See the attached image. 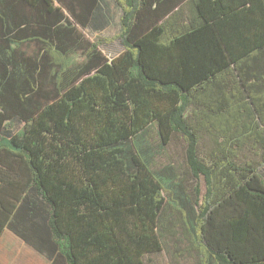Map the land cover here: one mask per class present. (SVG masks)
I'll list each match as a JSON object with an SVG mask.
<instances>
[{
    "label": "trees",
    "instance_id": "trees-1",
    "mask_svg": "<svg viewBox=\"0 0 264 264\" xmlns=\"http://www.w3.org/2000/svg\"><path fill=\"white\" fill-rule=\"evenodd\" d=\"M113 1L94 41L101 0H0V232L66 264H264V0ZM173 140L190 178L155 167Z\"/></svg>",
    "mask_w": 264,
    "mask_h": 264
},
{
    "label": "rangeland",
    "instance_id": "rangeland-1",
    "mask_svg": "<svg viewBox=\"0 0 264 264\" xmlns=\"http://www.w3.org/2000/svg\"><path fill=\"white\" fill-rule=\"evenodd\" d=\"M100 16H97L96 21H91L90 24L82 29L83 33L90 39L96 40L100 36H113L118 32L119 29V16L120 10L113 0H101L100 2ZM99 49L109 60L119 54L123 47L118 39L113 40L111 43H102ZM73 59L78 61L83 59L80 53H76L72 56ZM213 147L212 137L203 132L199 141V152L202 155L207 154ZM184 146L181 142L173 140L169 142L165 148L163 155L156 159L155 167H160L166 163H174L178 165L181 170L187 173L190 178L191 173L187 168L184 156ZM172 254L167 252L165 249L149 254L144 257L148 264H191V257H183L174 259Z\"/></svg>",
    "mask_w": 264,
    "mask_h": 264
},
{
    "label": "crops",
    "instance_id": "crops-1",
    "mask_svg": "<svg viewBox=\"0 0 264 264\" xmlns=\"http://www.w3.org/2000/svg\"><path fill=\"white\" fill-rule=\"evenodd\" d=\"M28 234L34 241L42 236L33 231ZM58 252L49 259L32 241L28 242L10 228L5 227L0 232V264H66Z\"/></svg>",
    "mask_w": 264,
    "mask_h": 264
}]
</instances>
